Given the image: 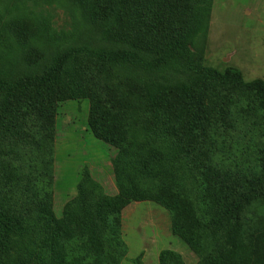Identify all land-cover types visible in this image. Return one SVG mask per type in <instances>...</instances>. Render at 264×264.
<instances>
[{
  "label": "trees",
  "instance_id": "1",
  "mask_svg": "<svg viewBox=\"0 0 264 264\" xmlns=\"http://www.w3.org/2000/svg\"><path fill=\"white\" fill-rule=\"evenodd\" d=\"M72 1L106 41L131 52L83 47L40 76L0 81V258L12 256L0 264H120V214L132 202L164 209L171 235L202 264H264V81L204 69L192 83L157 87L116 69L198 71L176 61L190 57L213 0ZM32 23L31 31L20 21L11 27L28 48L41 35ZM69 101L88 102V131L117 151L119 194L104 195L84 169L57 218L55 115ZM158 264L183 261L165 250Z\"/></svg>",
  "mask_w": 264,
  "mask_h": 264
},
{
  "label": "rangeland",
  "instance_id": "2",
  "mask_svg": "<svg viewBox=\"0 0 264 264\" xmlns=\"http://www.w3.org/2000/svg\"><path fill=\"white\" fill-rule=\"evenodd\" d=\"M20 21L28 27L35 22L41 35L33 48L20 44L11 27ZM88 47L98 53L131 50L113 45L103 37V28L94 24L72 0H0V81L15 84L25 76H40L58 57L68 51ZM191 55L176 63L198 71L178 72L170 65L147 71L122 64L116 69L126 77L147 86L174 87L201 79L200 71L240 72L245 82L264 81V0H213L205 28L196 33ZM42 58L36 62L35 53ZM149 63L152 58L138 55ZM3 94L0 93V101ZM232 101L237 103L241 100ZM242 103V100L239 102ZM87 101H69L58 105L55 115L53 212L61 217L63 207L76 196V185L84 169L109 198L118 196L117 169L113 160L117 151L93 138L87 129ZM236 117V115H234ZM240 126L243 123L238 122ZM116 168V167H115ZM176 175L174 168L167 170ZM121 237L127 248L120 264H158L160 252L178 254L183 264H202L181 242L171 235L169 217L151 202H132L120 214ZM11 255L0 258L10 261ZM138 259V260H137Z\"/></svg>",
  "mask_w": 264,
  "mask_h": 264
}]
</instances>
